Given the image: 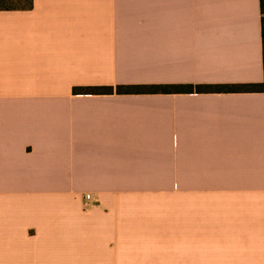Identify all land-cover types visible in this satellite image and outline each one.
<instances>
[{"label": "crops", "instance_id": "1", "mask_svg": "<svg viewBox=\"0 0 264 264\" xmlns=\"http://www.w3.org/2000/svg\"><path fill=\"white\" fill-rule=\"evenodd\" d=\"M260 0L0 10V264H264ZM90 196V199H87Z\"/></svg>", "mask_w": 264, "mask_h": 264}, {"label": "trees", "instance_id": "2", "mask_svg": "<svg viewBox=\"0 0 264 264\" xmlns=\"http://www.w3.org/2000/svg\"><path fill=\"white\" fill-rule=\"evenodd\" d=\"M261 2L262 14V40L264 55V0ZM32 7V0H0V10H26ZM76 92L87 94H107L116 91L118 94H155V93H198L211 92H264V82L258 84L243 85H199V86H165V85H122L118 87H90L76 89Z\"/></svg>", "mask_w": 264, "mask_h": 264}, {"label": "built area", "instance_id": "3", "mask_svg": "<svg viewBox=\"0 0 264 264\" xmlns=\"http://www.w3.org/2000/svg\"><path fill=\"white\" fill-rule=\"evenodd\" d=\"M87 199H90V196H87Z\"/></svg>", "mask_w": 264, "mask_h": 264}]
</instances>
